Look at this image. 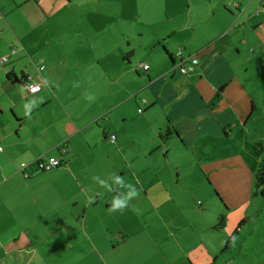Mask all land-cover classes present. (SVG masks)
I'll return each instance as SVG.
<instances>
[{"label": "crops", "instance_id": "0c3cea01", "mask_svg": "<svg viewBox=\"0 0 264 264\" xmlns=\"http://www.w3.org/2000/svg\"><path fill=\"white\" fill-rule=\"evenodd\" d=\"M102 1L0 0V264H211L231 235L212 232L225 211H201L197 201V221L177 223L160 208L178 204L171 192L183 187L160 177L178 160V176L202 171L212 186L203 190L229 208L250 203L264 161V0H193L186 18L160 33L139 27L137 11ZM179 51L198 59L186 74L174 67ZM25 82L42 85L36 99ZM236 130L245 131L242 145ZM139 150L164 168L139 165ZM42 155L63 164L41 176ZM112 160L128 180L118 182L120 168H100ZM194 190L202 185L185 191ZM113 198L127 208L110 212ZM151 214L162 225L140 219ZM196 232L197 245L183 242Z\"/></svg>", "mask_w": 264, "mask_h": 264}, {"label": "rangeland", "instance_id": "374dc122", "mask_svg": "<svg viewBox=\"0 0 264 264\" xmlns=\"http://www.w3.org/2000/svg\"><path fill=\"white\" fill-rule=\"evenodd\" d=\"M193 0H105V2L102 1V4L100 5V7H116V8H128L132 11H137L138 14H140L138 16L139 19V27H141V25L143 23L146 24H151L153 26V28L156 30L155 32H162L165 30H169L171 27H176L178 25V22L182 19H185L186 16L189 13V9H190V4L193 3ZM195 2V1H194ZM208 2V0H202V2L198 3V4H202L205 5ZM207 5L209 6V4L207 3ZM89 8H93V5H89ZM192 8H195V3L192 5ZM91 24V23H90ZM74 37L73 34H70L67 36V39H72ZM147 43H149V41H147ZM140 51V50H139ZM139 55H141V51L139 53ZM90 56V55H89ZM139 59V57H138ZM31 100H34L36 98H32L30 96ZM140 101V100H139ZM137 108H141L140 110L143 111L144 110V104H142V102H139V105ZM137 108L135 109V111L137 110ZM131 111L133 112V108L131 109ZM138 114V113H137ZM235 133H237V138L235 139L236 144H244V135H245V131L243 130H236ZM252 133V132H251ZM256 137V131H253V137ZM168 141V140H167ZM140 142L137 141V145L139 146ZM143 144V143H142ZM143 146H145L143 144ZM258 143H255L254 148H257ZM164 148V147H163ZM259 148H261L260 146H258L257 150L259 151ZM163 151L166 152L165 149H163ZM155 152H158V150H155ZM135 155L137 156V162L139 165L144 164L145 166L148 165H153L155 167L160 166L162 168H164L165 163L164 160H160L156 158V153L154 154H144L142 152V150L137 151L135 153ZM173 155V153H172ZM180 161V160H179ZM137 162L135 163L137 166ZM177 164H178V160H172L171 162V166L167 163V167L170 169L168 170V175L161 176L160 178L166 180L167 176H168V182L170 183L171 181L175 180L176 178L179 179L178 184H180L183 188L182 191L178 190L177 188L174 189L173 192H171L174 196V198H178L179 203L176 205H172V204H168L164 207L160 208L161 212H166L167 214H169V212L171 211L174 216L177 223H181V222H185L188 219L191 220H195L194 218V214H198L194 211L193 209V203L195 205H197V201H200L202 203V205L199 207L201 211L207 210L208 207H210V210L213 209L215 210L216 206V210H223L225 211V213H220L221 214H226L227 216V222L224 228L222 229H213L212 232L214 233H222L223 231H228L231 234L235 231V229L238 226V223L243 219H240L241 216H243V214H245V216H248L252 213L255 212L256 209H258L259 207H261L264 203V198L262 196V194L260 193V190L257 189L256 185L251 193V196L249 198L250 203L245 204L242 207H238V208H234L231 207L229 208V206L225 205L223 203V201L221 200V198L219 197V195H217V192L215 190H211L209 193L205 192V190H203V186L204 187H212L209 186V184H211L209 178L207 177L206 174H204L202 171L199 170L200 174L198 175H194V176H190V175H180L178 176V170H177ZM184 168H191L192 166L190 164L184 165L182 166ZM101 169L104 170H110L111 172H113L114 174H116L117 170L119 169V175L120 177H122L123 179L128 180V175H122L123 174V169L122 168V164L115 165L114 166V161L112 160L111 162H107V163H102L100 165ZM41 176H45V175H49V172H44L43 170H40ZM174 173V174H172ZM200 176V178H199ZM155 176H146V177H140V181L144 184L147 185L149 184L150 180L152 178H154ZM137 179V178H136ZM35 183H38L40 185H45L46 182L42 181V180H38ZM100 183V182H99ZM196 183L197 185H202V190H194V196L191 193H187L185 190L188 189V187H192L193 184ZM154 184L161 189V185L164 186V183L161 182L160 179H155ZM101 185V183H100ZM165 193V192H164ZM182 196V197H181ZM195 198V200H194ZM195 202H192V201ZM169 206V207H168ZM143 213V211L141 212L139 210V216H141ZM158 213V212H157ZM156 214V213H155ZM155 214H151L150 216L146 217V218H140L143 220V222L148 223V224H159L162 225L163 221L160 219H154L155 218ZM160 215V214H158ZM216 219V222L219 219V216ZM240 220V221H239ZM215 222V223H216ZM189 226L191 227L190 223ZM158 230V229H156ZM162 229L159 227V232L156 234H162ZM194 232V231H193ZM253 232H255V236H253V238L249 237L247 240L248 242L245 244V246L243 245L244 248H242L241 250V255L243 258H245L244 264H261L264 261V244L262 242H260V239L264 236V220L262 221H258L256 222V224L254 225V229ZM252 232V234H253ZM201 232H196L195 233H188L187 235H185V238L183 240L184 243H191V245L195 244L200 238ZM251 234V235H252ZM231 236V235H229ZM246 240V241H247ZM250 241V242H249ZM260 242V243H259ZM197 245V244H195ZM253 246L256 247L255 249L257 251H252L251 249H253ZM244 253L246 256H244ZM253 254V256L251 255ZM240 258L239 260H235L233 263L234 264H240L241 262Z\"/></svg>", "mask_w": 264, "mask_h": 264}, {"label": "trees", "instance_id": "16d2710c", "mask_svg": "<svg viewBox=\"0 0 264 264\" xmlns=\"http://www.w3.org/2000/svg\"><path fill=\"white\" fill-rule=\"evenodd\" d=\"M26 86L29 84L25 82ZM171 127H167L161 132V137L167 139L171 135ZM58 149V148H57ZM59 150V149H58ZM60 152V151H59ZM60 154H62L60 152ZM61 159V158H60ZM63 162V161H62ZM264 161L256 174V187L260 190L264 198ZM217 195L219 193L217 192ZM220 197V195H219ZM221 198V197H220ZM264 214V203L252 215L246 216L239 223L235 231L231 234L220 254L212 261L211 264H226L235 260L241 254V250L247 238L252 234L254 225ZM227 222L226 214H221L218 221L214 224L215 229H222Z\"/></svg>", "mask_w": 264, "mask_h": 264}, {"label": "built area", "instance_id": "2783aa9c", "mask_svg": "<svg viewBox=\"0 0 264 264\" xmlns=\"http://www.w3.org/2000/svg\"><path fill=\"white\" fill-rule=\"evenodd\" d=\"M14 52H16L14 50ZM8 61V56L2 58V62L5 63ZM194 61H198L197 56L195 54L185 55L182 51H179L177 53V61L174 63L175 68H179L180 71L184 74L194 69L195 63ZM141 66L147 67L145 64H141ZM28 95H34L41 91L42 85L40 83H29L26 86ZM111 141H115V136L111 137ZM59 151L62 154H65L67 151L66 145L64 143H61L57 146ZM3 148L0 146V151H2ZM63 164L62 160L59 157L56 156H45L42 155L38 157L34 161V165L39 169L43 171L51 170L53 168L59 167ZM29 164L26 162H23L21 164V170L24 172V175L26 177L29 176Z\"/></svg>", "mask_w": 264, "mask_h": 264}, {"label": "clouds", "instance_id": "9594fccd", "mask_svg": "<svg viewBox=\"0 0 264 264\" xmlns=\"http://www.w3.org/2000/svg\"><path fill=\"white\" fill-rule=\"evenodd\" d=\"M195 63H198V61H194ZM87 99H89L90 101L94 100L95 97L94 96H87ZM37 105L35 104V101H29V102H25L23 107H24V115L28 118H31V112L33 110L34 107H36ZM95 178V177H94ZM118 182L123 180L122 177L118 176L117 177ZM127 208V202L126 200H121V199H115L113 198L112 202H111V207L109 209L110 212H116V211H120L123 212L125 209ZM133 211H136L137 213H139V210L133 206Z\"/></svg>", "mask_w": 264, "mask_h": 264}, {"label": "water", "instance_id": "95a60500", "mask_svg": "<svg viewBox=\"0 0 264 264\" xmlns=\"http://www.w3.org/2000/svg\"><path fill=\"white\" fill-rule=\"evenodd\" d=\"M38 94V93H37ZM37 94H34L32 97L34 98V97H36L37 96Z\"/></svg>", "mask_w": 264, "mask_h": 264}]
</instances>
